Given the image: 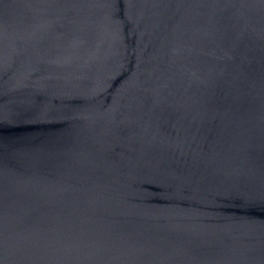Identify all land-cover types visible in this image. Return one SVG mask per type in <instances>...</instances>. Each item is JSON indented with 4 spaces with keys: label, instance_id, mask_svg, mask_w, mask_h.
<instances>
[{
    "label": "water",
    "instance_id": "obj_1",
    "mask_svg": "<svg viewBox=\"0 0 264 264\" xmlns=\"http://www.w3.org/2000/svg\"><path fill=\"white\" fill-rule=\"evenodd\" d=\"M0 264H264V0H0Z\"/></svg>",
    "mask_w": 264,
    "mask_h": 264
}]
</instances>
